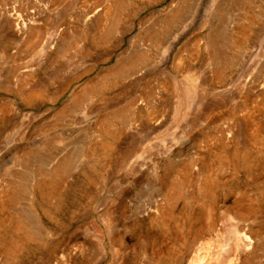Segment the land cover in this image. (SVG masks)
Instances as JSON below:
<instances>
[{"label": "rangeland", "instance_id": "374dc122", "mask_svg": "<svg viewBox=\"0 0 264 264\" xmlns=\"http://www.w3.org/2000/svg\"><path fill=\"white\" fill-rule=\"evenodd\" d=\"M0 264H264V0H0Z\"/></svg>", "mask_w": 264, "mask_h": 264}, {"label": "bare ground", "instance_id": "6f19581e", "mask_svg": "<svg viewBox=\"0 0 264 264\" xmlns=\"http://www.w3.org/2000/svg\"><path fill=\"white\" fill-rule=\"evenodd\" d=\"M109 122V120H107ZM104 124H107L106 122ZM237 232V230H235ZM238 233V232H237ZM251 246V243L248 241V237L244 236L240 238L239 247L243 249H248Z\"/></svg>", "mask_w": 264, "mask_h": 264}]
</instances>
